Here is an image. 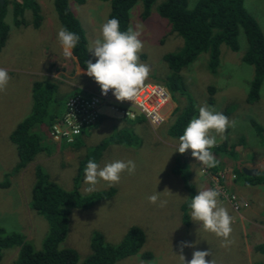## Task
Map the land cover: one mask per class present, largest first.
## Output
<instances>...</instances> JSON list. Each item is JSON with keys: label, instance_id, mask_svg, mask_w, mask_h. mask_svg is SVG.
Returning <instances> with one entry per match:
<instances>
[{"label": "rangeland", "instance_id": "374dc122", "mask_svg": "<svg viewBox=\"0 0 264 264\" xmlns=\"http://www.w3.org/2000/svg\"><path fill=\"white\" fill-rule=\"evenodd\" d=\"M12 1L20 0H3L7 9L3 19L8 26V32L4 44L0 47V68L6 69L10 77L5 90L0 91V181L7 180L6 185L0 186V227H5L6 231L15 229L23 233L34 248H39L49 226L42 215H37L28 207L35 165H39L37 167L42 172L45 171L49 179L54 180L64 190L72 189L75 164L78 158H81L84 149L97 143L112 130L120 128L122 125L119 121H122L127 123L128 130L134 135L131 145L110 143L95 162L103 167L106 163L117 160L124 162L132 160L136 165L135 172L129 174L125 170L120 174V181L116 184L100 180L95 186H90L83 178L77 185L81 195L105 191L108 188L114 191L103 199L94 200L87 208L69 209L66 233L61 245L75 250L78 261L81 262L89 253V242L93 232L101 233L107 244L115 245L122 240L130 227H138L144 235L142 245L135 253L113 264H181L178 256L181 254L179 248L181 241L194 244V247L183 249L182 254L186 260L191 259L193 251L209 250L211 255L205 259L212 260L213 264L264 263L261 255L255 250L256 245L264 242V226H260L264 224V220L261 211L257 209L262 208L264 203V186L244 185L240 176L235 181L237 174L234 171L239 172L246 168L254 170L255 173H264V80L258 92V99L247 102L245 97L252 67L241 61V55L246 49L243 35L239 33L237 39L239 47L236 51H231L224 44L219 45V62L215 74L209 73L206 69L207 53H200L193 62L181 70L185 83L184 90L193 99L198 112L200 106L207 105L222 112L230 121L236 122L235 127H229L224 133L226 139L221 140L220 136L216 135L217 145L223 141L235 144L229 149L231 155L217 153L211 149L219 161L217 166L223 169L221 171L226 177L224 181H221L219 176L216 180L214 178L216 175L208 172L203 165L191 162L196 161L195 158L189 157L191 150L183 154L176 151L179 137H171L166 131L173 120V109L178 107L181 110L186 106L184 96L177 93L176 99L171 94L160 110L162 120L158 124H150L144 120L134 122L135 120L128 118L122 120L118 114L108 111L106 115L109 117L105 119L104 126L98 125L97 122L90 128L88 134L83 137L81 149L64 148V145L60 144V150L56 147L51 149L48 155L37 154L26 166L13 171L16 155L14 145L8 136L14 125L30 110L31 82L40 80L43 76L50 80L54 79L58 90L61 91L58 93L64 96L79 93L81 89L77 88L80 85L72 86L68 70H64L63 63L69 62L56 38L61 24L52 0H34L39 6L40 14L37 28L32 26L33 14L29 9L23 10L22 19L14 25L10 14ZM161 1H153L149 16L143 20L139 16L141 2L137 1L128 10L127 23L128 28L134 30L139 26L138 30L141 32L139 39L143 43V48L138 53L139 62L150 68L145 81L158 80L159 83L162 79L165 80L168 71L162 55L175 53L182 46V38L175 32H169L168 23L156 12V6ZM195 1L187 0V6L192 7ZM67 4L76 24L84 34L87 58L95 62L96 58L88 49L93 41L100 38V26L105 22L109 3L84 0L82 4H77L73 0H67ZM243 5L256 20L264 39V0H243ZM85 72L81 71L80 76L75 78L78 84L93 87L98 85ZM50 80L45 82L49 83ZM208 86L213 87V91L209 93L212 103L207 101ZM247 118H252L263 128V137L255 135L253 126L249 124ZM177 159H180L182 166L191 171L189 180L195 190L194 196L198 191L205 189L220 191L221 195L217 198L218 206L227 209L232 217L230 225L232 232L228 238L231 243L227 246H222V237H217L204 229L202 224L192 221L191 209L186 204L189 219L187 223L181 220L180 207L188 198V193L182 186V181L179 183L180 176L177 175L178 178L172 171ZM237 191L247 196L249 205L241 207L242 199ZM157 192H159L157 203H149L148 197ZM224 195H234L241 208L232 209ZM160 201L167 203L160 207ZM251 209L255 212L251 213ZM238 212L242 214L243 219L237 216ZM242 224L248 229L246 232L241 229ZM252 227H257L260 231L257 233L250 231ZM8 251L3 250L2 255L5 253L7 255L0 264H11L9 261L13 252ZM144 252L150 256L144 258L142 256Z\"/></svg>", "mask_w": 264, "mask_h": 264}, {"label": "trees", "instance_id": "16d2710c", "mask_svg": "<svg viewBox=\"0 0 264 264\" xmlns=\"http://www.w3.org/2000/svg\"><path fill=\"white\" fill-rule=\"evenodd\" d=\"M73 1L82 4L84 0ZM100 1H108L109 3L105 21L117 18L120 22V30L126 31L128 29V10L139 1L141 2L139 16L142 20L146 19L150 14V7L154 0ZM52 4L59 23L80 37L78 44L71 51L78 65L86 70L88 58L85 37L71 14L67 0H52ZM26 9L32 12V26L37 28L40 22V14L39 6L34 0L12 1L10 9V14L13 17L12 22L14 25L17 24L22 19L23 10ZM5 12H7L6 3L3 2L0 6V47L4 44L8 32V26L3 19ZM156 12L168 23L169 32H175L182 38V46L177 52L162 55V59L167 63L168 71L165 80L162 79L160 83L167 88L170 96L172 94L174 99H176L175 93L184 96L186 103V106L181 110L178 107L173 109V120L166 131L169 136L175 138L182 135L188 122L193 117L198 116L199 113L194 106L193 99L184 90L185 83L181 70L193 62L200 53H207L206 69L209 73L215 74L219 62V45L224 44L231 51H236L239 47L237 41L239 33L243 35L246 42V49L241 55V61L252 67L245 99L247 102L258 99V92L264 80V39L256 20L244 8L243 0H196L192 7L187 6V0H162L156 6ZM45 80L50 79L43 76L42 79L31 82L30 110L26 116L14 125L9 133L8 138L14 145L16 155L13 171L26 166L37 154L48 155L52 151L51 149H56V147L57 150H60L61 145L51 140L49 132L51 125L63 112L64 102L68 96L58 93V86L54 79H51L49 83ZM212 91L213 87L208 86L207 93L209 97L207 101L209 103H212L209 94ZM102 117L101 114L97 122ZM137 118L135 119L136 122L144 120L141 116ZM121 119L128 120L124 117H121ZM247 119L249 124L253 126L255 135L263 137V128L252 118ZM96 123L82 127V132L72 142L63 144L64 148L81 149L83 147V137L88 134V130L94 127ZM124 126L114 129L98 140L97 143L84 149L81 158L79 157L75 164L74 187L70 190L61 188L54 180L49 179L45 171L42 172L37 167L39 165H35L28 207L37 215L44 217L46 224L48 223L49 226L48 232L44 234L40 247L34 248L31 241L25 238L23 233L15 229H9V232L4 229L5 227H0V262L7 255L5 252L2 255L5 249L9 250L8 253L13 252V256L9 261L11 264H113L115 261L138 250L144 240L143 232L138 227H130L122 240L115 245L107 244L101 233L93 232L89 242V253L81 262L78 261L75 250L61 245L66 233V217L69 209L87 208L94 200L103 199L113 193L114 190L108 188L105 191L81 195L77 190V185L84 178V168L87 162L90 159L96 161L108 144L131 145L134 135L128 130L127 126ZM241 142L243 141L241 140ZM234 146L235 144L223 141L212 148V151L231 155L229 149ZM189 157L193 158L192 155ZM175 161L172 171L176 176H180L179 183L182 181V186L188 193V198L180 207L182 210L181 220L187 223L189 214L186 211L185 204L189 206L195 190L189 180L190 169L182 166L180 159ZM191 162L200 164L194 160ZM207 170L217 177L219 176L221 181L226 179L221 171L223 170L221 166L207 168ZM234 171L245 182L264 186L263 172L246 175L242 171ZM179 176L177 177L179 178ZM6 184L7 180L0 181V186ZM261 213L264 215V204ZM255 250L264 255V242L256 245ZM142 256L145 258L149 257L150 254L144 252Z\"/></svg>", "mask_w": 264, "mask_h": 264}, {"label": "clouds", "instance_id": "9594fccd", "mask_svg": "<svg viewBox=\"0 0 264 264\" xmlns=\"http://www.w3.org/2000/svg\"><path fill=\"white\" fill-rule=\"evenodd\" d=\"M139 26L134 30L129 27L126 31L120 30V22L117 18L107 19L100 26V38L89 45L88 52L96 58L95 63L86 61L85 74L94 79L99 85L102 95H107L109 90L117 101H132L143 87L148 78L150 68L139 62L138 53L143 48L139 39L141 32ZM56 38L63 48L64 55L71 57L72 49L78 44L80 37L61 25L57 31ZM9 75L6 69L0 68V91L5 90ZM169 92V91H168ZM161 118L153 117L154 121ZM235 121H230L222 112L204 105L199 107L198 117H193L185 127L183 134L179 136L177 152L183 154L191 150V155L197 162L206 168L216 167L219 161L211 151L217 146L216 135L221 140L227 137L224 133L229 127H235ZM213 132L215 134H213ZM136 165L132 160L114 161L100 167L94 160L90 159L84 168L85 183L95 186L100 180L116 184L120 181V174L125 170L129 174L135 172ZM221 195L217 189H205L198 191L191 198L189 208L191 209L192 221L202 224L204 229L222 237V246L231 243L228 239L232 232V217L227 209L218 206V197ZM159 192L148 197L149 203L156 204ZM166 201H160L159 206L166 205ZM185 247H194L187 241H181L179 248L181 264H213L212 260L205 258L210 256L209 250H196L192 252L190 260H186L182 254Z\"/></svg>", "mask_w": 264, "mask_h": 264}, {"label": "built area", "instance_id": "2783aa9c", "mask_svg": "<svg viewBox=\"0 0 264 264\" xmlns=\"http://www.w3.org/2000/svg\"><path fill=\"white\" fill-rule=\"evenodd\" d=\"M168 97L167 88L158 82H144L132 101H117L111 90L107 95H102L100 87L94 92L74 93L66 98L63 112L51 125L49 135L59 145L70 143L82 132V127L97 122L104 108L120 117L134 119L141 116L150 124H158L162 120L159 112ZM156 116L161 119L154 121L153 117ZM214 178L218 179L217 176ZM223 197L230 202L232 209L238 210L240 204L234 195Z\"/></svg>", "mask_w": 264, "mask_h": 264}, {"label": "crops", "instance_id": "0c3cea01", "mask_svg": "<svg viewBox=\"0 0 264 264\" xmlns=\"http://www.w3.org/2000/svg\"><path fill=\"white\" fill-rule=\"evenodd\" d=\"M67 61L69 62V64H66V62L65 63H63L64 64V70H68V77H70V79H71V82H73L72 83V86L74 85V86H79L80 85V87H77V88H80L81 89V92H79V93H88V92H94L99 86L98 85H95L94 87L93 86H89V85H87V84H85L84 86H83V84H78L79 82L78 81H76L75 80V78L76 77H78V76H80V74H81V71H86V70H84L83 68H81L79 65H78V63H77V61H76V58L73 56V55H71V57H68V59H67ZM93 63H95V62H93ZM73 72V73H72ZM145 82H157V81H153V80H148V81H145ZM159 83V82H158ZM87 85V86H86ZM98 86V87H97ZM71 88V87H70ZM58 92H61V91H58ZM59 94H62V93H59ZM73 94V93H72ZM71 95V94H70ZM169 95H170V93H169ZM69 96V95H68ZM104 111H105V113H103V111H102V118L99 120V122H98V125H103L104 126V124H105V119L106 118H108L107 117V115H108V109L107 108H104L103 109ZM171 111H172V108H171ZM171 111H170V113H171ZM106 113H107V115H106ZM170 113H169V115H170ZM101 116V115H100ZM135 119H138V118H135ZM135 119H132V120H135ZM120 122V124L122 125V126H124V127H126L127 126V128L129 127L128 125H126L127 123H122V121H119ZM134 122H136V121H134ZM113 131V130H112ZM111 131V132H112ZM242 171V170H241ZM239 177L237 176L236 177V179H235V181L238 179ZM235 181H234V183H235ZM241 182H242V184H244V185H250V186H255V184H249V183H247V182H245L243 179H241ZM233 183V184H234ZM233 186V185H232ZM238 192V191H237ZM239 193V195H240V198L242 199V201H240L241 202V207H245V206H247V205H249V202H248V198H247V196L246 195H244V194H241L240 192H238ZM263 195H264V191H263ZM264 204V203H263ZM240 207V208H241ZM262 208H257L259 211H261L262 212V209H263V205L261 206ZM250 212L251 213H254L255 212V210L254 209H251L250 210ZM260 212V213H261ZM239 215V217L240 218H242L243 219V216H242V214L240 213V212H238V214H237V216ZM252 215V214H251ZM261 215H262V217H263V220H264V215L261 213ZM250 216V215H249ZM239 218V219H240ZM264 222V221H263ZM252 223V222H251ZM260 226H264V224L263 225H260ZM259 227V226H258ZM241 229L244 231V232H246V230H248V229H245L244 227H243V224L241 225ZM250 231H254L255 233H257V232H259L260 230H259V228H257V227H252V229L250 230ZM249 232V231H248ZM243 252H244V246H243ZM258 252V251H257ZM259 253V255H261V260H264V255L263 254H261L260 252H258Z\"/></svg>", "mask_w": 264, "mask_h": 264}, {"label": "water", "instance_id": "95a60500", "mask_svg": "<svg viewBox=\"0 0 264 264\" xmlns=\"http://www.w3.org/2000/svg\"><path fill=\"white\" fill-rule=\"evenodd\" d=\"M2 3V0H0V4ZM243 173H245L246 175H254L255 171L254 170H247L246 168H242L241 169Z\"/></svg>", "mask_w": 264, "mask_h": 264}, {"label": "flooded vegetation", "instance_id": "af4514ba", "mask_svg": "<svg viewBox=\"0 0 264 264\" xmlns=\"http://www.w3.org/2000/svg\"><path fill=\"white\" fill-rule=\"evenodd\" d=\"M3 4V0H2V3L0 4V6Z\"/></svg>", "mask_w": 264, "mask_h": 264}]
</instances>
